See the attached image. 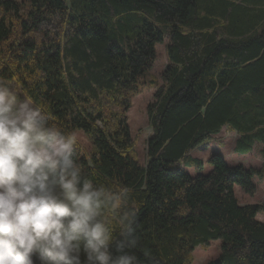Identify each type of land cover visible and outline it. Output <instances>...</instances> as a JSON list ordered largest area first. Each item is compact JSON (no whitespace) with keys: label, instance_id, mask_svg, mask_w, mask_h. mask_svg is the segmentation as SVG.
I'll list each match as a JSON object with an SVG mask.
<instances>
[{"label":"trees","instance_id":"16d2710c","mask_svg":"<svg viewBox=\"0 0 264 264\" xmlns=\"http://www.w3.org/2000/svg\"><path fill=\"white\" fill-rule=\"evenodd\" d=\"M164 39L141 163L126 113ZM0 76L52 124L87 135L92 149L74 150L86 178L131 189L138 246L125 251L139 264H191L192 250L214 239L220 253L207 264H264V202L233 193L254 194L264 166L218 153L208 174L180 166L202 167L189 152L224 126L236 132L235 152L264 146V0H0Z\"/></svg>","mask_w":264,"mask_h":264},{"label":"clouds","instance_id":"9594fccd","mask_svg":"<svg viewBox=\"0 0 264 264\" xmlns=\"http://www.w3.org/2000/svg\"><path fill=\"white\" fill-rule=\"evenodd\" d=\"M50 120L0 76V264H139L131 189L86 178L76 134Z\"/></svg>","mask_w":264,"mask_h":264},{"label":"rangeland","instance_id":"374dc122","mask_svg":"<svg viewBox=\"0 0 264 264\" xmlns=\"http://www.w3.org/2000/svg\"><path fill=\"white\" fill-rule=\"evenodd\" d=\"M167 39L155 44L156 58L153 66L145 76L141 77V91L135 95L126 113L127 123L130 130L132 142H134L133 153L135 157L141 162H145V141L148 136L149 122L146 113L147 104L152 101L154 87L148 85L150 79L160 81V75L167 64L166 56ZM77 136L78 143L81 145L85 152L92 149V144L87 135L81 130H74ZM236 132L228 129L226 126L216 135H214L205 144L196 147L190 151L188 155L193 158H199L202 162V167L197 168L194 165H187L184 161L180 162L182 167L193 177L198 174H208L211 171L209 158L214 153L220 154L229 165H236L237 163L243 164L245 167L259 169L264 166V153L262 144H256L252 151L248 154H239L233 149L235 144ZM253 182L256 185V192L248 194L244 192L240 186H233V193L239 203H262L264 202V173L262 175L254 174ZM257 218L264 221V208L259 210ZM220 239L210 240L207 244L197 246L192 250L191 264H207L208 262L216 259L220 253Z\"/></svg>","mask_w":264,"mask_h":264},{"label":"crops","instance_id":"0c3cea01","mask_svg":"<svg viewBox=\"0 0 264 264\" xmlns=\"http://www.w3.org/2000/svg\"><path fill=\"white\" fill-rule=\"evenodd\" d=\"M207 142H208V141H207ZM205 143H206V142H205ZM205 143H203V144H205ZM203 144H202V145H203ZM200 146H201V145H200ZM198 147H199V146H198Z\"/></svg>","mask_w":264,"mask_h":264}]
</instances>
